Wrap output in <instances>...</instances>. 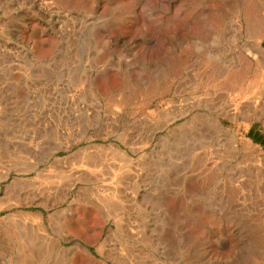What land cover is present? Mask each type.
Instances as JSON below:
<instances>
[{
  "label": "rangeland",
  "instance_id": "rangeland-1",
  "mask_svg": "<svg viewBox=\"0 0 264 264\" xmlns=\"http://www.w3.org/2000/svg\"><path fill=\"white\" fill-rule=\"evenodd\" d=\"M28 263L264 264V0H0V264Z\"/></svg>",
  "mask_w": 264,
  "mask_h": 264
},
{
  "label": "bare ground",
  "instance_id": "bare-ground-1",
  "mask_svg": "<svg viewBox=\"0 0 264 264\" xmlns=\"http://www.w3.org/2000/svg\"><path fill=\"white\" fill-rule=\"evenodd\" d=\"M26 259V258H25ZM29 264V263H28Z\"/></svg>",
  "mask_w": 264,
  "mask_h": 264
}]
</instances>
